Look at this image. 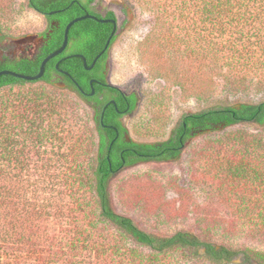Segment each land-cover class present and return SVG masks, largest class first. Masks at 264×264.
Instances as JSON below:
<instances>
[{
  "label": "trees",
  "instance_id": "obj_1",
  "mask_svg": "<svg viewBox=\"0 0 264 264\" xmlns=\"http://www.w3.org/2000/svg\"><path fill=\"white\" fill-rule=\"evenodd\" d=\"M93 1L28 0L30 8L45 13L51 21L59 19L61 27L51 38L47 32L42 33L47 38L36 59L18 66L11 64L10 68L26 75L38 74L43 60L62 46L68 23L86 11L95 13ZM190 1L193 4L180 0L175 6L185 13L181 18L183 28L187 29L191 26L188 22H192L200 46L197 53L204 58L209 54L216 72L225 70L223 84L230 90L240 89L249 83L250 77L264 78V0ZM52 10L61 11L51 14ZM189 10L195 15L189 16ZM113 30L112 24L99 20H80L70 29L65 51L48 61L40 79L0 76V264H167L168 258L178 253L189 254L194 259L202 257L211 264H229L236 256L244 259V264H264L263 250L216 244L186 231L157 235L115 208L111 183L122 168L179 158L189 140L199 132L245 123L264 127V100L216 104L186 113L166 140L128 139L122 117L136 109L138 96L111 84L104 72L118 34L113 35L109 48L91 69L77 55H84L88 66H92ZM0 33L7 36L1 24ZM3 68L0 65V70ZM57 75L65 89L76 93L92 109L96 138L86 150L75 130L67 131L73 155L72 174L62 178L40 176L31 184L29 176L24 177L22 171L20 175L11 171L22 165L25 141L42 142L50 139V135L57 137L51 131L53 114H59L60 106L56 95ZM40 82L45 85L37 91L13 92L15 88ZM101 94L104 99L100 98ZM228 144L229 147L222 146L225 147L222 168L227 167L226 171L235 177L264 183L263 137L251 136ZM88 151L90 155L86 156ZM80 154L87 158L82 159ZM57 181L60 182L55 184ZM46 186L54 200L52 206L49 199L40 195L43 191L39 194V189ZM244 207L242 212L253 224L251 229L264 234V206H259V210L249 204Z\"/></svg>",
  "mask_w": 264,
  "mask_h": 264
},
{
  "label": "rangeland",
  "instance_id": "obj_2",
  "mask_svg": "<svg viewBox=\"0 0 264 264\" xmlns=\"http://www.w3.org/2000/svg\"><path fill=\"white\" fill-rule=\"evenodd\" d=\"M170 2L99 0V4L113 8L119 15L118 37L110 50L107 78L111 84L138 96L136 109L124 118L128 139L166 140L186 113L216 104L264 100V78L259 75L248 78L249 83L240 89L230 90L223 84L225 70L216 72L212 68L206 50V58L197 53L200 47L197 29L191 21L188 22L191 26L183 28L181 18L185 13L175 7L180 0ZM188 13L195 15L193 10ZM0 24L11 40H19L15 48L25 49L45 30L47 21L43 14L28 6V0H0ZM41 85L45 84H27L13 92L37 91ZM56 95L59 114H53L51 131L57 137L50 135V139L42 142H23L22 165L11 171L19 175L22 171L31 184L40 176L62 178L72 174L73 155L67 131L75 130L86 150L96 138L92 109L61 84L56 86ZM251 136L264 139V127L245 123L218 131L207 130L193 135L179 158L122 168L111 183L115 208L157 235L186 231L216 244L264 251V234L251 229L253 224L242 212L248 204L257 209L264 206V183L235 177L221 166L225 157L222 146L229 147V142ZM84 156L81 158L85 160ZM48 186L39 189V194L43 191L40 195L49 199L52 206L54 200ZM201 253L204 254V249ZM167 264L211 263L202 257L194 259L178 253L171 255ZM229 264H244V259L236 256Z\"/></svg>",
  "mask_w": 264,
  "mask_h": 264
},
{
  "label": "flooded vegetation",
  "instance_id": "obj_3",
  "mask_svg": "<svg viewBox=\"0 0 264 264\" xmlns=\"http://www.w3.org/2000/svg\"><path fill=\"white\" fill-rule=\"evenodd\" d=\"M91 6H92V9L95 11V13L86 11L84 13V15L91 14V15L95 16V18L89 17L91 19L99 20L100 22H103L105 24H112L114 30H116L115 33H118V31H119V15H118L117 11L114 10L113 8H107L106 6L99 4V0H94L91 3ZM31 9H33L36 12L41 13L45 16L46 21H47V26H46L44 31H42L40 34L37 35V37L35 38V41H31L29 46H27L25 49H16L15 43H18L19 40H14V39L11 40V38H9L8 36L3 37L2 34L0 33V37H1V39H0V65H2L4 67L2 70H10V71L17 72L15 70H13V68H10L11 64H13L14 66H18L24 62L27 63L30 60L36 59V57H38V55L41 53L42 47L45 45L44 43H45L46 38H47L46 35L50 38H51V35H53L52 37H54L56 35V31H57L56 29H59L61 27V21L59 19H55V20L51 21L47 18V15L45 13L41 12L40 10H38L36 8H31ZM52 11H57V12L51 13ZM52 11L50 12L51 14H56V13L60 12L61 10H52ZM120 11H122V12L124 11L122 5L120 6ZM110 12L113 13V16H109ZM98 14H100L101 17H99ZM102 20H107V21H102ZM43 32H47L46 35H42ZM68 44H69V42H68ZM77 55H79L81 57L84 56L82 54H77ZM108 64H109V59L106 62V69L104 71L105 74H106V70L108 68ZM2 70H0V71H2ZM57 78L59 80H57L56 85L61 84V86L64 88L65 84H64V82L61 81V79L59 78V75H57ZM93 81L94 80H92V82ZM94 93H95V91H93V93H91V95L94 96ZM100 98L104 99V94H101ZM112 102H115V100H112ZM126 115H128V114L123 115V117H122L123 121H124V118Z\"/></svg>",
  "mask_w": 264,
  "mask_h": 264
},
{
  "label": "water",
  "instance_id": "obj_4",
  "mask_svg": "<svg viewBox=\"0 0 264 264\" xmlns=\"http://www.w3.org/2000/svg\"><path fill=\"white\" fill-rule=\"evenodd\" d=\"M55 12H57V11H52L51 13H55ZM89 17L95 18V16H93V15H91V14H86V15H83V16H79V17H77V18L71 20V21L68 23V25H67V27H66V30H65V38H64L63 45H62L59 49H57V50H55L54 52L50 53V54H49V55L43 60V62H42V64H41L40 71H39L38 74H36V75H26V74H22V73H18V72L10 71V70H2V71H0V76L3 75V74H11V75H13V76H16V77H19V78H23V79H26V80H31V81H32V80H38V79H40V78L44 75V73H45V69H46V65H47L48 61H50L52 58L58 56L59 54H61V53L66 49V47H67V45H68V42H69V32H70L71 27H72L76 22H78V21H80V20H83V19H86V18H89ZM102 21H107V20H102ZM115 27H116V26H115ZM115 29H116V28H115ZM115 32H116V30L113 31V33H112V35L110 36V38H109V40H108V42H107L105 48L103 49V51H102L100 54L97 55V57L95 58V60H94V62H93V64H92V66L95 65L96 61H97L98 58L102 55V53H104V52L107 50V48L109 47L110 42H111V39H112L113 35L115 34ZM82 57H83V59L85 60V66H86L88 69H90L92 66H90V67L88 66V64H87V60H86V57H85V56H82Z\"/></svg>",
  "mask_w": 264,
  "mask_h": 264
}]
</instances>
